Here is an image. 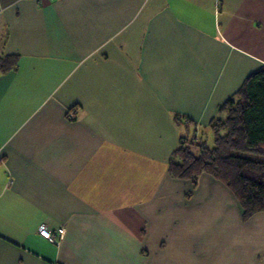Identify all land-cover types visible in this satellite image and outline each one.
I'll return each mask as SVG.
<instances>
[{"label":"crops","instance_id":"crops-1","mask_svg":"<svg viewBox=\"0 0 264 264\" xmlns=\"http://www.w3.org/2000/svg\"><path fill=\"white\" fill-rule=\"evenodd\" d=\"M5 54L0 264H264V210L168 172L174 116L264 65V0H0Z\"/></svg>","mask_w":264,"mask_h":264},{"label":"trees","instance_id":"trees-1","mask_svg":"<svg viewBox=\"0 0 264 264\" xmlns=\"http://www.w3.org/2000/svg\"><path fill=\"white\" fill-rule=\"evenodd\" d=\"M17 55L0 56V71L16 67ZM187 130L171 152L168 172L196 182L202 172L221 180L236 197L244 218L264 210V65L250 72L218 107L208 126L212 145L191 136L189 120L174 116Z\"/></svg>","mask_w":264,"mask_h":264},{"label":"built area","instance_id":"built-area-1","mask_svg":"<svg viewBox=\"0 0 264 264\" xmlns=\"http://www.w3.org/2000/svg\"><path fill=\"white\" fill-rule=\"evenodd\" d=\"M63 230V227H58L54 232H51L45 227V225H41L37 232L41 237L47 239L49 242L55 243L57 238L62 234Z\"/></svg>","mask_w":264,"mask_h":264},{"label":"rangeland","instance_id":"rangeland-1","mask_svg":"<svg viewBox=\"0 0 264 264\" xmlns=\"http://www.w3.org/2000/svg\"><path fill=\"white\" fill-rule=\"evenodd\" d=\"M196 130H195L196 132L195 131L188 130L189 136H191V133H193V132H195L196 134L198 133V135H200L202 138H204L206 140V144L207 145H209V146L212 145V143H213L212 142V140H213V134H212V131L210 129H208L207 131L204 130V132L201 131V130H199V129H196Z\"/></svg>","mask_w":264,"mask_h":264}]
</instances>
